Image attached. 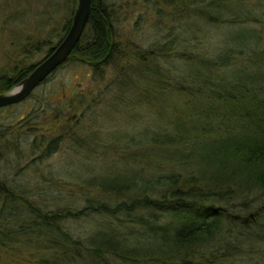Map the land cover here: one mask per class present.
I'll return each instance as SVG.
<instances>
[{
	"label": "trees",
	"instance_id": "16d2710c",
	"mask_svg": "<svg viewBox=\"0 0 264 264\" xmlns=\"http://www.w3.org/2000/svg\"><path fill=\"white\" fill-rule=\"evenodd\" d=\"M153 2L160 21L143 48L119 34L122 6L91 0L85 29L59 67L79 62L96 79H106L97 102L80 95L55 104L46 93L37 95L58 67L25 99L40 105L25 120L24 132H33L31 139H23L19 125L0 121V162L12 170L14 154L19 159L28 153L47 157L65 139L89 150L93 137L84 136L79 122L88 116L105 120L104 109H95L103 102L105 111L115 107L126 115L127 129H119L124 133L117 136L106 124L99 145L113 151L112 163L130 170V178L116 174L104 184L87 176L90 164L80 173L65 169L69 183L59 185L64 193H49V206L41 191L35 196L37 188L1 176V259L11 252L13 262L18 257L22 264H264V213L247 206L250 196H264L262 2ZM75 3L46 0L44 20L50 22L63 10L62 23L45 39L27 38L22 52L30 55L44 47L48 54L67 32ZM37 62H16L0 73V93ZM137 108L146 113L135 120ZM47 115L57 122L56 131L37 134L31 123ZM228 205H246L252 220L239 223ZM255 246L258 256L244 260L242 255L257 253ZM200 251L204 254L197 257Z\"/></svg>",
	"mask_w": 264,
	"mask_h": 264
},
{
	"label": "rangeland",
	"instance_id": "374dc122",
	"mask_svg": "<svg viewBox=\"0 0 264 264\" xmlns=\"http://www.w3.org/2000/svg\"><path fill=\"white\" fill-rule=\"evenodd\" d=\"M108 1L114 5V8H120L122 6L118 9L120 21H118L119 25H117V30L122 38L132 41L140 47H147L149 42L144 39L151 36L152 33L157 30V24L158 21H160L157 15L158 13L156 12L157 8L154 6V0ZM261 2L262 3L259 2L260 6L264 9V0H261ZM45 8L46 0H0V73L5 72L6 69H11L16 62L26 66L37 62L44 56V47L30 55L23 53L22 47L27 38L45 39L49 35L51 29L57 28L62 23L63 10L56 13L50 22H46L42 14ZM112 70L113 69L110 67L107 68L106 76L110 77V73L113 75ZM91 72L90 68L85 64L79 62L67 63L52 73L51 77L39 86L35 92L37 95H45L46 93L47 96L51 97L50 99L53 100L52 103L55 104L63 98L68 100L69 98L80 95H84L87 100L94 98L95 102H97L96 99L99 97L98 93L104 90L107 80L101 81L96 79L94 73ZM63 90H65L64 94H62ZM92 103H94V101ZM38 106L40 105L32 98L24 100L8 109L3 111L0 110V121L3 125H19L18 128H20V131L23 133L25 124H27L25 120H27L29 113ZM100 107L101 110L104 109L103 112L107 114L104 118L106 121L97 122V118L93 119L88 116L79 122L78 128L82 126V130H86L84 136L88 138L93 137L94 141L91 140V143L95 145H91V147L88 148L89 150L82 151L76 142L74 143L70 139H65L60 145L59 150L56 153L49 154L47 157H41L38 155L39 153H28L26 158L21 157L19 159L17 154H14L15 160L13 161L12 170H10V165L0 162V177L13 176L17 181L26 184L28 187L37 188L36 190L34 189L35 196L39 197L41 191L40 194L44 197L47 205L49 204L48 198L50 192L56 194L65 192V190L59 186L66 182L69 183L68 174L65 172V169L72 172L75 168L76 173H80L81 171H85V164L88 166L90 164V168L94 175L90 172V175L87 176H95V178H98V182H103L104 184L114 180L115 176H117L116 174L123 175L125 179L130 178V170L116 166V164L110 161V157L112 158L114 156L113 151L110 153L100 146L101 142L104 140L103 136L108 130L106 124L116 132H112L111 134L118 136L124 133L122 131L127 129L125 125L126 115L121 116L122 114L116 113L115 107L109 108L112 112L109 110L105 111L106 107L103 102L99 105L97 104L95 109ZM132 113L135 114L134 119L137 120L139 116H144L146 111L137 108ZM44 117L45 116L42 117V122L38 121L34 123L33 121V123H31L35 124L34 128L37 130L36 133L45 134V132L49 133L51 130L56 131L57 128H55V126L57 122L53 121L50 115ZM119 129L122 131H119ZM140 132L139 134L141 135ZM24 134L26 137L23 139H27L33 132L30 133L27 131L24 132ZM32 136L33 135L30 136V139ZM106 137H111L110 133H107ZM71 142H73V144ZM19 168L22 169V171L17 175L18 173L16 170ZM58 188L59 191L56 192L55 190ZM42 189H44L45 192H42ZM256 198L257 196L255 195L250 196V201L247 206L255 207L256 209L254 210H256V213H264V196H260L257 200ZM234 201L236 204L239 202L237 199ZM245 206L231 207L228 205L227 208L229 209V213L239 216V223H244L252 220V213H250L251 209H247ZM223 219L226 224L227 218L224 217ZM233 219L236 221L235 217H233ZM235 240H238V236L236 238H229V242H236ZM260 246L264 247V245ZM259 248V246H255V250H257L256 254H245L246 257L242 255V258L248 260L251 257L253 258L251 260H254V257L259 254ZM27 253L28 250L24 249L23 258L28 257ZM202 254H204V251H200L197 257H200ZM10 256H13L11 252L2 253L0 264L23 263L18 257H15V259L19 262H13ZM258 258H255V260Z\"/></svg>",
	"mask_w": 264,
	"mask_h": 264
},
{
	"label": "water",
	"instance_id": "95a60500",
	"mask_svg": "<svg viewBox=\"0 0 264 264\" xmlns=\"http://www.w3.org/2000/svg\"><path fill=\"white\" fill-rule=\"evenodd\" d=\"M91 10V0H76L71 24L62 39L9 90L0 93V108L24 101L31 92L69 57L79 41Z\"/></svg>",
	"mask_w": 264,
	"mask_h": 264
}]
</instances>
